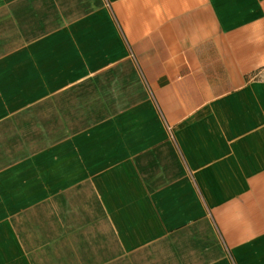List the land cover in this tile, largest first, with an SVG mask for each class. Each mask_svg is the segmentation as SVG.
Returning a JSON list of instances; mask_svg holds the SVG:
<instances>
[{
    "label": "crops",
    "instance_id": "1",
    "mask_svg": "<svg viewBox=\"0 0 264 264\" xmlns=\"http://www.w3.org/2000/svg\"><path fill=\"white\" fill-rule=\"evenodd\" d=\"M0 264H264V0H0Z\"/></svg>",
    "mask_w": 264,
    "mask_h": 264
}]
</instances>
